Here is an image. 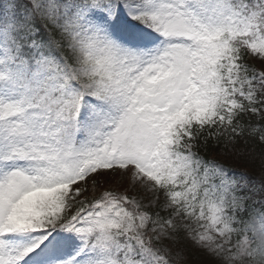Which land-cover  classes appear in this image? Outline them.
<instances>
[{
	"label": "snow or ice",
	"instance_id": "6c2138e0",
	"mask_svg": "<svg viewBox=\"0 0 264 264\" xmlns=\"http://www.w3.org/2000/svg\"><path fill=\"white\" fill-rule=\"evenodd\" d=\"M189 253L264 264V0H0V264Z\"/></svg>",
	"mask_w": 264,
	"mask_h": 264
},
{
	"label": "trees",
	"instance_id": "16d2710c",
	"mask_svg": "<svg viewBox=\"0 0 264 264\" xmlns=\"http://www.w3.org/2000/svg\"><path fill=\"white\" fill-rule=\"evenodd\" d=\"M247 147L251 148L252 145H247ZM258 164H259V160L256 161L257 167H258ZM239 167L244 168V167H248V166L246 164L240 163ZM202 259H203V257L200 256L199 254L189 253V258H188L187 264H201Z\"/></svg>",
	"mask_w": 264,
	"mask_h": 264
},
{
	"label": "rangeland",
	"instance_id": "374dc122",
	"mask_svg": "<svg viewBox=\"0 0 264 264\" xmlns=\"http://www.w3.org/2000/svg\"><path fill=\"white\" fill-rule=\"evenodd\" d=\"M132 193H130L129 195H131Z\"/></svg>",
	"mask_w": 264,
	"mask_h": 264
}]
</instances>
